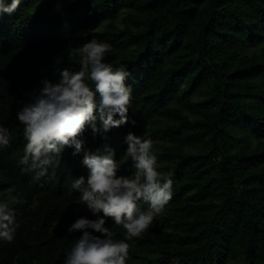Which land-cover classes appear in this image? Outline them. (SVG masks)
<instances>
[{"label":"trees","instance_id":"trees-1","mask_svg":"<svg viewBox=\"0 0 264 264\" xmlns=\"http://www.w3.org/2000/svg\"><path fill=\"white\" fill-rule=\"evenodd\" d=\"M91 39L110 44L106 62L131 73L132 103L129 123L95 136L87 127L84 150L113 149L117 175L131 176L123 158L131 132L152 141L158 171L173 181L164 211L128 241L127 264H264V0H21L4 13L0 126L10 146L0 148V199L12 190L22 202L15 239L0 240V264H64L82 235L68 227L97 218L72 188L87 178L84 153L65 147L36 179L20 163L17 120L44 80L80 69L68 48ZM105 226L124 238L111 219Z\"/></svg>","mask_w":264,"mask_h":264},{"label":"clouds","instance_id":"clouds-1","mask_svg":"<svg viewBox=\"0 0 264 264\" xmlns=\"http://www.w3.org/2000/svg\"><path fill=\"white\" fill-rule=\"evenodd\" d=\"M20 3L0 0V17L13 13ZM110 51V44L95 39L69 47V56L78 59L80 69L63 70L56 83L44 80L31 102L17 112L26 140L20 163L35 172L36 179L48 175L65 147L74 148V156L84 153L87 178L74 179L72 188L80 193L79 204L97 218L80 217L68 227L69 233L81 231L82 235L67 252L64 264H127L131 248L128 241L149 229L173 195V181L158 171L150 139L131 132L125 137L128 147L123 158L132 162L131 176L117 175L122 163L115 159L113 149L106 148L103 155L84 150L85 141L80 137L87 127L95 136L129 123L132 88L127 80L131 73L106 62L105 55ZM9 146V129L0 126V148ZM21 202L12 190L0 199V240L11 243L15 239L19 225L14 206ZM141 202L148 205L146 210L141 209ZM107 219L125 230L123 239L114 238L115 233L105 226Z\"/></svg>","mask_w":264,"mask_h":264}]
</instances>
